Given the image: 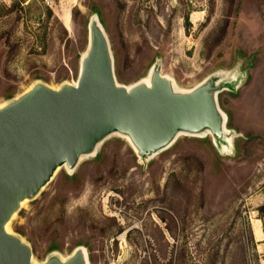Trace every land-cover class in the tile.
Returning <instances> with one entry per match:
<instances>
[{
  "label": "rangeland",
  "instance_id": "374dc122",
  "mask_svg": "<svg viewBox=\"0 0 264 264\" xmlns=\"http://www.w3.org/2000/svg\"><path fill=\"white\" fill-rule=\"evenodd\" d=\"M94 17L121 85L156 63L180 90L238 78L218 94L232 135L219 146L181 134L146 162L111 135L60 168L10 230L38 264L80 247L88 264H264V0H0V104L36 82L76 83Z\"/></svg>",
  "mask_w": 264,
  "mask_h": 264
},
{
  "label": "water",
  "instance_id": "95a60500",
  "mask_svg": "<svg viewBox=\"0 0 264 264\" xmlns=\"http://www.w3.org/2000/svg\"><path fill=\"white\" fill-rule=\"evenodd\" d=\"M238 78L216 73L191 90L178 89L156 63L147 81L117 82L109 40L96 17L76 83L53 88L36 82L0 104V264H38L31 246L9 224L23 203L36 198L58 169L73 171L111 135L126 137L141 162L181 134H210L219 146L232 135L218 94ZM86 249L52 254L40 264H88Z\"/></svg>",
  "mask_w": 264,
  "mask_h": 264
},
{
  "label": "built area",
  "instance_id": "2783aa9c",
  "mask_svg": "<svg viewBox=\"0 0 264 264\" xmlns=\"http://www.w3.org/2000/svg\"><path fill=\"white\" fill-rule=\"evenodd\" d=\"M41 4H43L44 6H48V7H53L55 6L57 3H60L62 1L65 0H38Z\"/></svg>",
  "mask_w": 264,
  "mask_h": 264
},
{
  "label": "bare ground",
  "instance_id": "6f19581e",
  "mask_svg": "<svg viewBox=\"0 0 264 264\" xmlns=\"http://www.w3.org/2000/svg\"><path fill=\"white\" fill-rule=\"evenodd\" d=\"M148 80V79H147ZM147 80H145V81H147ZM59 170V169H58ZM255 236H256V238H257V240H261L262 238H261V236H263L262 235V232H261V230L259 229V228H256L255 227ZM261 238V239H260ZM122 239H124V235L122 236Z\"/></svg>",
  "mask_w": 264,
  "mask_h": 264
}]
</instances>
